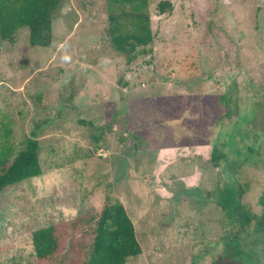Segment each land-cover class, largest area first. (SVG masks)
<instances>
[{"label": "rangeland", "instance_id": "obj_1", "mask_svg": "<svg viewBox=\"0 0 264 264\" xmlns=\"http://www.w3.org/2000/svg\"><path fill=\"white\" fill-rule=\"evenodd\" d=\"M162 1L149 0L155 40L131 62L107 0H64L47 48L28 29L0 40V143L10 129L16 156L35 132L42 166L0 193V264H69L81 236L86 255L112 203L142 249L127 264H235L222 253L238 228L215 192L242 187L245 209L262 213L264 0H175L159 15ZM48 226L62 247L40 260L32 236ZM238 242L244 264H264V232Z\"/></svg>", "mask_w": 264, "mask_h": 264}, {"label": "trees", "instance_id": "obj_2", "mask_svg": "<svg viewBox=\"0 0 264 264\" xmlns=\"http://www.w3.org/2000/svg\"><path fill=\"white\" fill-rule=\"evenodd\" d=\"M118 5L122 11L111 15L110 35L115 49L128 61L135 60L141 52L152 45L155 35L151 29L149 0H107ZM173 1L163 0L157 6L159 15L174 10ZM64 0H0V40L15 43L21 29L29 30L32 47L47 48L53 41V20L57 18ZM228 114V113H227ZM231 114V113H230ZM229 115V114H228ZM11 130L4 129L0 150V193L7 188L42 175L39 159L40 144L33 132L25 148L16 156L10 141ZM12 157H14L12 159ZM224 155L215 147L212 162L218 164ZM222 211L236 223L237 231L224 246L222 256L234 258L235 264H244L245 255L240 249L239 236L250 227L264 232V194L259 205L261 214L246 210L241 203L245 189L237 185L218 188L215 192ZM62 229L48 226L36 230L32 240L36 256L40 260L55 257L62 247ZM86 239L71 240L69 264H127L129 258L142 253L135 226L121 203L107 205L101 213L95 229L90 251L85 255ZM192 264H199V259Z\"/></svg>", "mask_w": 264, "mask_h": 264}]
</instances>
